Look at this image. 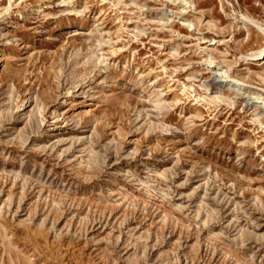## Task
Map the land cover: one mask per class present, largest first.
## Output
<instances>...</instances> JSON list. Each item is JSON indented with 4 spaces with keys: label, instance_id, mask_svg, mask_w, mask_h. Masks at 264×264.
Returning a JSON list of instances; mask_svg holds the SVG:
<instances>
[{
    "label": "rangeland",
    "instance_id": "obj_1",
    "mask_svg": "<svg viewBox=\"0 0 264 264\" xmlns=\"http://www.w3.org/2000/svg\"><path fill=\"white\" fill-rule=\"evenodd\" d=\"M10 1L0 264H264V0Z\"/></svg>",
    "mask_w": 264,
    "mask_h": 264
},
{
    "label": "bare ground",
    "instance_id": "obj_2",
    "mask_svg": "<svg viewBox=\"0 0 264 264\" xmlns=\"http://www.w3.org/2000/svg\"><path fill=\"white\" fill-rule=\"evenodd\" d=\"M9 2H11V1L9 0ZM250 54H251V56H254L257 59L264 58V44L260 45L256 49H252ZM209 67L214 68L213 62H211V61L209 62Z\"/></svg>",
    "mask_w": 264,
    "mask_h": 264
}]
</instances>
